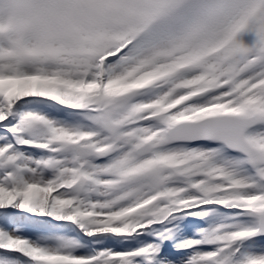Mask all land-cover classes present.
<instances>
[{
	"label": "snow or ice",
	"instance_id": "6c2138e0",
	"mask_svg": "<svg viewBox=\"0 0 264 264\" xmlns=\"http://www.w3.org/2000/svg\"><path fill=\"white\" fill-rule=\"evenodd\" d=\"M4 37L0 264H264V0H0Z\"/></svg>",
	"mask_w": 264,
	"mask_h": 264
},
{
	"label": "rangeland",
	"instance_id": "374dc122",
	"mask_svg": "<svg viewBox=\"0 0 264 264\" xmlns=\"http://www.w3.org/2000/svg\"><path fill=\"white\" fill-rule=\"evenodd\" d=\"M10 46H11V40L8 37L0 38V47H10ZM205 223L206 222L204 220L198 217H192V216L185 217L182 221L183 230L181 232V235L178 236L177 238L182 239L187 236L196 234V229L205 226ZM174 241L175 240H166L164 242L162 252L163 254L179 262L180 258L186 257L189 250L181 251V249H177L175 247Z\"/></svg>",
	"mask_w": 264,
	"mask_h": 264
},
{
	"label": "bare ground",
	"instance_id": "6f19581e",
	"mask_svg": "<svg viewBox=\"0 0 264 264\" xmlns=\"http://www.w3.org/2000/svg\"><path fill=\"white\" fill-rule=\"evenodd\" d=\"M10 35V34H9ZM191 232V231H190ZM177 239H179V238H177ZM181 239V238H180ZM174 244H176V241H174ZM185 250H187V249H181V251H185Z\"/></svg>",
	"mask_w": 264,
	"mask_h": 264
}]
</instances>
